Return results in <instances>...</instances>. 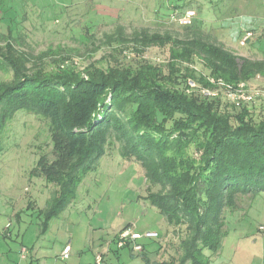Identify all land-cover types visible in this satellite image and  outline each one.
<instances>
[{"label":"trees","instance_id":"obj_1","mask_svg":"<svg viewBox=\"0 0 264 264\" xmlns=\"http://www.w3.org/2000/svg\"><path fill=\"white\" fill-rule=\"evenodd\" d=\"M192 18L181 24L184 38L133 34L141 45L137 55L150 45L169 47L168 73L145 60L106 67L90 63L80 70L65 56L47 63L49 51L57 54L51 48L33 54L26 33L10 27L0 33V72L10 74L0 79V128L19 110L48 122L51 156L41 154L32 169L54 185L39 209L42 225L74 199L110 137L119 142L124 159L141 164L147 198L167 224L184 226L178 264H210L207 252L218 253L229 231L226 212H237L245 197L250 205L264 192V117L247 102L236 108L218 93L200 92L215 87L209 77L233 87L264 77V58L237 55L209 40ZM196 58L206 73L182 65ZM191 144L195 156L188 152ZM139 256L144 264H173Z\"/></svg>","mask_w":264,"mask_h":264},{"label":"rangeland","instance_id":"obj_2","mask_svg":"<svg viewBox=\"0 0 264 264\" xmlns=\"http://www.w3.org/2000/svg\"><path fill=\"white\" fill-rule=\"evenodd\" d=\"M186 9L194 11L192 21H199L209 40L237 55L264 58V0H0V33H6L7 27L26 33V48L33 54L51 48L57 54L49 51L47 63L65 56V61H73L80 70L90 63L106 67L145 60L168 73L169 47L150 45L137 55L141 45L132 40L133 34L146 31L184 38L182 23L170 16ZM182 65L194 68L196 74L206 73L197 58ZM8 78L10 74L0 72L1 80ZM245 88L249 94L259 92L245 103L264 117V77L256 76ZM218 94L228 99L222 89ZM119 147L110 137L95 168L82 178L74 199L49 221L42 235L39 225L44 218L39 209L46 206L54 185L32 169L41 154L51 156L48 122L25 110L8 119L0 128V264H5L3 258L9 264H95L97 254L103 256L102 264H142L140 257H131L126 250L118 255L108 250L110 244L116 247L111 241L113 230L128 222L139 233L161 236L165 232L159 260L178 264L184 226L166 229L165 217L147 198L141 164L124 159ZM194 151L191 144L188 152L195 156ZM249 199H243L237 212H226L231 232L219 264H264V234L258 229L264 225V192L251 199L250 205ZM232 239L238 240L234 253ZM158 241H149L147 248H156ZM66 245L71 248L69 257L61 259ZM22 247L26 249L24 260L20 258Z\"/></svg>","mask_w":264,"mask_h":264},{"label":"built area","instance_id":"obj_3","mask_svg":"<svg viewBox=\"0 0 264 264\" xmlns=\"http://www.w3.org/2000/svg\"><path fill=\"white\" fill-rule=\"evenodd\" d=\"M194 16L193 10H187L182 14L178 12H174L171 14L170 18L173 21H179L182 24H187L190 22L191 18ZM247 37H245L246 39ZM208 80L215 86L214 88H201L200 92L205 96H215L218 93L219 89H222L228 100L234 104L236 108H240L241 103L250 102L254 97L259 95L258 91L249 94L246 92V88L244 83H239L236 87H233L230 84L225 83L221 79H214L213 77H209ZM189 84H195L193 81H189ZM7 228L9 224L6 225ZM258 229L260 232L264 233V225H259ZM158 234L156 232H145L139 233L134 230V228L130 225L125 228H121L116 233L115 244L117 248L129 247L131 251L134 253L140 254L143 252V246L138 240L142 237H157ZM70 246L66 245L61 254V258L65 259L69 256ZM26 249L24 247L21 248V254L24 256ZM95 264H102L103 256L101 254L95 255Z\"/></svg>","mask_w":264,"mask_h":264},{"label":"crops","instance_id":"obj_4","mask_svg":"<svg viewBox=\"0 0 264 264\" xmlns=\"http://www.w3.org/2000/svg\"><path fill=\"white\" fill-rule=\"evenodd\" d=\"M66 5V4H65ZM101 6H103V4L101 5ZM104 6H106V4L104 5ZM13 8V7H12ZM11 10V9H10ZM8 14H9V12H7ZM9 18H11V16H8ZM13 19V18H12ZM39 213H41V212H39ZM19 214V211H17V212H15L14 214H13V216L14 217H17V215ZM42 214V213H41ZM43 215V214H42ZM20 217V216H19ZM55 217V216H54ZM44 218V217H43ZM53 218V217H52ZM51 218V219H52ZM50 219V220H51ZM49 220V221H50ZM49 221L47 222V224L44 226V225H42V223H43V220L41 221V224L39 225L40 226V234H45L46 233V231H47V229H48V227H49ZM129 223V222H128ZM128 223H126V224H128ZM125 224V225H126ZM125 225H121V226H119L117 229H114L113 230V232H112V234H111V241L112 242H114L115 243V237H116V233H117V231H119L121 228H123ZM168 228H170V225H168V227L166 228V229H168ZM136 229V228H135ZM166 229H165V231H166ZM230 232H231V230L229 229V231H228V233H227V235L225 236V238L223 239V242H222V246H221V249H220V251L218 252V253H216V254H210L209 252H207V254H209L210 255V264H219L218 263V261L219 260H221L220 258H221V256H222V252H223V250H224V245H225V242H226V238H227V236L230 234ZM165 233V232H164ZM164 233L160 236H157V237H142V238H140L139 240H138V242L139 243H141L142 244V246H143V253L144 254H146L147 256H148V258H149V260L150 261H157V262H161V261H167V260H165V259H160L159 260V257H160V252L162 251V250H164V246H165V239H163V235H164ZM262 234H264V233H262ZM154 238H156V239H159L160 241H158V244H157V247L156 248H153V249H149V248H147V246H148V243H149V241H151V240H154ZM237 242H238V240H236V239H232V243H231V248H232V251H233V253L236 251V244H237ZM109 251L111 250L112 252H113V254L115 253L116 255H118L119 254V251L120 250H126L127 252H128V254L131 256V257H140L139 256V254H137V253H134L133 251H131V249L129 248V247H123V248H117V247H114L113 249H112V247H111V244H110V246H109V249H108ZM70 251H71V249H70ZM21 252V251H20ZM69 257V256H68ZM67 257V258H68ZM22 260H24L25 259V257L24 256H22L21 255V257H20ZM67 258H65V259H67ZM141 258V257H140ZM62 259V258H61ZM94 259H95V256H94ZM104 259V258H103ZM6 260L7 259H5V261H4V258L2 259V262H5V264H9V263H6ZM141 260H142V264H144V262H143V259L141 258ZM93 264V263H92Z\"/></svg>","mask_w":264,"mask_h":264}]
</instances>
